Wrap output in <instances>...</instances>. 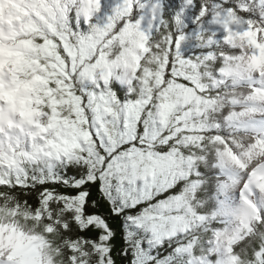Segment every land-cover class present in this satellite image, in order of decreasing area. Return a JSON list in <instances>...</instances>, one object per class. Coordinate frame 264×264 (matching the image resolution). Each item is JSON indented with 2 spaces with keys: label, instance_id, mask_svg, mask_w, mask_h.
<instances>
[{
  "label": "snow or ice",
  "instance_id": "obj_1",
  "mask_svg": "<svg viewBox=\"0 0 264 264\" xmlns=\"http://www.w3.org/2000/svg\"><path fill=\"white\" fill-rule=\"evenodd\" d=\"M0 264H264V0H0Z\"/></svg>",
  "mask_w": 264,
  "mask_h": 264
}]
</instances>
